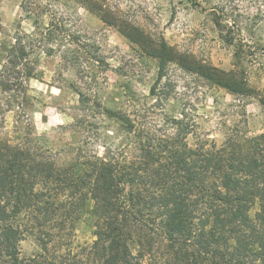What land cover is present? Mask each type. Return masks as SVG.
I'll return each instance as SVG.
<instances>
[{"label": "trees", "instance_id": "obj_1", "mask_svg": "<svg viewBox=\"0 0 264 264\" xmlns=\"http://www.w3.org/2000/svg\"><path fill=\"white\" fill-rule=\"evenodd\" d=\"M72 1L157 62L155 102L109 111L90 92V77L85 90H74L76 146L43 149L29 135L18 144L0 139V264H264V132L233 129L218 145L201 136L191 112L168 116V95L159 87L174 66L264 108V90L250 86L243 69L259 44L254 37L263 31L264 11L258 6L251 15L235 0L211 9L222 43L235 48L234 69L225 71L162 36L117 23L95 0ZM53 35L36 27L29 35L17 32L8 46L0 43V112L24 113V83L37 72L33 56L52 51L46 45ZM99 117L114 120L122 134L116 146L104 141L102 153L94 149L102 139ZM84 215L93 229L89 246L75 243ZM26 237L38 251L21 258Z\"/></svg>", "mask_w": 264, "mask_h": 264}, {"label": "rangeland", "instance_id": "obj_2", "mask_svg": "<svg viewBox=\"0 0 264 264\" xmlns=\"http://www.w3.org/2000/svg\"><path fill=\"white\" fill-rule=\"evenodd\" d=\"M95 1L119 24L134 25L162 36L180 52L216 68L234 69L235 48L222 43L209 14L212 8L220 7V0ZM235 1L251 15H255L258 6L264 11V0ZM36 27L44 29V33L53 31L54 40L46 45L52 51L33 56L37 72L35 79L24 83L28 90L24 113L16 109L0 112V139L18 144L24 135H29L34 145L43 149L76 146L80 130L75 132L79 112L74 90H85L83 83L90 77L95 81L90 92L96 93L109 111H132V107L155 102L150 90L157 81V62L144 56L115 28L102 23L83 6L72 0H0V43L8 46L17 32L29 35ZM262 29L254 37L258 46H254L243 65L250 86L257 90H264V21ZM96 57L102 60L98 68ZM162 86L168 95L165 113L178 117L183 109L191 112L201 136L218 145L233 129H243L249 135L264 132V108L256 99H241L211 88L174 66L166 71L159 84ZM97 121L102 139L94 149L102 153L104 141L116 146L122 134L114 120L99 117ZM92 231L90 218L84 215L74 229L75 243L91 245ZM18 248L21 258H29L38 251L33 237H26Z\"/></svg>", "mask_w": 264, "mask_h": 264}]
</instances>
